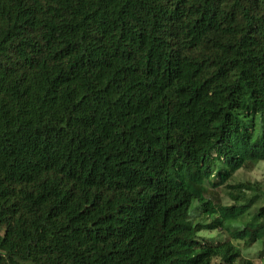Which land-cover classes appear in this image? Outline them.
Instances as JSON below:
<instances>
[{"label": "trees", "instance_id": "obj_1", "mask_svg": "<svg viewBox=\"0 0 264 264\" xmlns=\"http://www.w3.org/2000/svg\"><path fill=\"white\" fill-rule=\"evenodd\" d=\"M262 161L264 0H0V264H253Z\"/></svg>", "mask_w": 264, "mask_h": 264}, {"label": "rangeland", "instance_id": "obj_2", "mask_svg": "<svg viewBox=\"0 0 264 264\" xmlns=\"http://www.w3.org/2000/svg\"><path fill=\"white\" fill-rule=\"evenodd\" d=\"M230 183H248V184H257V187L261 192L264 193V161L254 163L253 167L242 168L238 170ZM217 194L220 198V201L224 205H232L234 202L230 199L228 195V190L222 189L217 191ZM250 196L249 192H245L244 200ZM263 202L260 200L256 201L249 209V214H253L257 207L261 206ZM200 236H205L206 238H218L222 240L230 241L229 235L225 231L220 233L217 231L213 232H201ZM241 253L243 259L251 261L253 264H264V243L258 241L248 247H245L243 243H234Z\"/></svg>", "mask_w": 264, "mask_h": 264}]
</instances>
